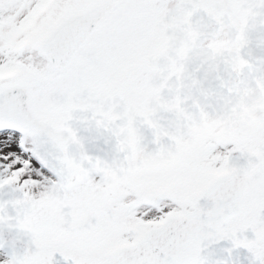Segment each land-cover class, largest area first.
Returning <instances> with one entry per match:
<instances>
[{"label":"snow or ice","instance_id":"6c2138e0","mask_svg":"<svg viewBox=\"0 0 264 264\" xmlns=\"http://www.w3.org/2000/svg\"><path fill=\"white\" fill-rule=\"evenodd\" d=\"M0 248L264 264V0H0Z\"/></svg>","mask_w":264,"mask_h":264},{"label":"rangeland","instance_id":"374dc122","mask_svg":"<svg viewBox=\"0 0 264 264\" xmlns=\"http://www.w3.org/2000/svg\"><path fill=\"white\" fill-rule=\"evenodd\" d=\"M247 235L249 236V238H252L253 236L251 232H249ZM229 247H231V244L229 245ZM0 255L4 254L0 252ZM224 256H227V253H225ZM231 259L235 262V264H251L250 254L246 249L243 248L235 250Z\"/></svg>","mask_w":264,"mask_h":264},{"label":"water","instance_id":"95a60500","mask_svg":"<svg viewBox=\"0 0 264 264\" xmlns=\"http://www.w3.org/2000/svg\"><path fill=\"white\" fill-rule=\"evenodd\" d=\"M228 243L227 241H222L219 244L213 245V249L215 250L216 254L218 256H222L224 254L223 249L228 247ZM0 251H2L3 253H5L6 255L8 254V252L10 251L9 248H0ZM61 257L59 256V254H57V259H60Z\"/></svg>","mask_w":264,"mask_h":264}]
</instances>
